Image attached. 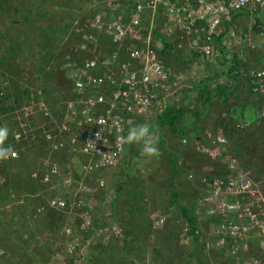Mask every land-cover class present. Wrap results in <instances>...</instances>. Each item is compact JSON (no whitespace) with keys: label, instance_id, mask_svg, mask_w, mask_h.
I'll return each mask as SVG.
<instances>
[{"label":"built area","instance_id":"1","mask_svg":"<svg viewBox=\"0 0 264 264\" xmlns=\"http://www.w3.org/2000/svg\"><path fill=\"white\" fill-rule=\"evenodd\" d=\"M254 10L264 12V0H107L105 9L83 20L76 32L83 41L71 43L72 61L57 68L55 84H47L51 87L48 99L35 101L31 96L11 111L18 120L16 139L48 146L45 170L33 171L32 176L46 184L62 180L66 187L63 196L44 197L48 208L62 209L70 216V224L63 227L70 239L62 244L61 253H71L82 244L79 233L91 226L90 203L106 186V171L125 153L128 127L142 118L157 120L167 105H178L182 96L178 94L204 77L206 69L201 64L215 74L228 73L232 45L242 43L248 62L243 73L248 75L251 90L263 93L264 24L260 31L231 32L236 17L252 16ZM155 32L171 39L168 51ZM73 35L76 39L77 34ZM195 50L199 69L194 73L184 60L192 58ZM224 141L217 134L212 148L199 147L218 157L224 153L217 145ZM52 153L77 158L79 176H62ZM10 155L16 156L15 150ZM222 161L225 174L200 176L198 207L205 217L214 219L211 236L226 256V264H264L261 180L236 157ZM192 177L187 174L188 179ZM75 216L80 220L77 224ZM165 218L156 219L153 228H161ZM181 234V241L191 238L190 227L184 226Z\"/></svg>","mask_w":264,"mask_h":264},{"label":"rangeland","instance_id":"2","mask_svg":"<svg viewBox=\"0 0 264 264\" xmlns=\"http://www.w3.org/2000/svg\"><path fill=\"white\" fill-rule=\"evenodd\" d=\"M30 1L33 0H0V60L3 59L2 57L9 56L11 58L10 60H13L14 57L18 62L22 61L24 63L23 66L27 69L24 70L21 67L20 70H16L13 74L14 77H18L17 80L20 85L22 81H26L29 72L33 74L36 72V66L41 69L42 65H49L50 68H53H51L49 74L55 77L57 75V68L61 65L62 51L67 50L68 48L65 47L70 45V43L66 45L65 43L73 40V37L67 34L62 37L60 42V29L56 33V38L53 41H45L46 30L49 26L59 28L57 24L62 23L63 25V23H66L64 16L55 22H52L50 18L51 13L60 7L61 1L66 0H44V8L48 9L50 15H45L43 18L42 16L37 17L38 15L33 16V14H28V16H26L27 19H25L23 17V13L25 14L23 7L27 6ZM238 20L239 22H245L244 26H249L246 18L240 17ZM238 24L240 25V23ZM40 25L44 27L40 28ZM238 31H241V29ZM69 33H72V31L69 30ZM56 41L59 45L55 47ZM14 42H16L17 45H15ZM12 45H15L17 49L11 56L9 55V50ZM45 46L47 50L53 53V59L49 64L47 59H44L42 56L44 52H46ZM67 56H69V51ZM184 61H186V66L191 69L192 72L195 73L196 68L199 69V65L195 64L197 60L195 61L194 59V61L189 62V59H185ZM200 67L206 69V72L209 70L206 64H201ZM0 74L2 78L5 75L1 64ZM212 75H210V77L208 76L210 80L207 86L211 89V96L208 102L203 101L204 95L200 98L198 97L195 86L188 87L184 92L182 91V93L178 94V96L182 94L179 102L183 103L184 107L190 108V111L183 114L182 126L191 131L187 135L188 137H185V141L180 139L182 144L177 146V138L173 139L174 135L170 134L166 129L162 131L160 125L158 124V126L153 120L148 124L151 125V130L155 133V137L158 140V154L148 156L143 153V142L131 143V147L134 149L131 150L132 153L127 150L126 156L124 157L125 161H123L125 163L127 162L128 171H121L118 177L119 183L117 185L121 184L120 186L122 189L120 190V194L123 195L118 201L122 203L125 198L129 196L128 187H123L126 173L128 180L130 179L129 176H132L131 181L134 180L135 175L145 180V183L140 185V189H142L141 192L146 193L145 198L147 202L145 201V204L140 203V208L134 211V214L131 216L128 215L127 211L117 205H113L106 201L97 202L93 201V199L91 202L93 208L97 207V209L101 211L100 208L103 207V213L107 218V224L102 230V234H100L101 231L98 232L99 234H94L93 237L96 236V238L91 246L86 244L83 247L82 245V247L77 248L74 252L60 255L58 250L61 248L62 244L59 245L58 242H55L52 244L50 251L45 250L42 246H44L43 244H46L48 240H43L47 236L53 235L55 229L52 228L49 230V227H46V224L49 222L46 223L43 219L49 218L48 216L53 213L50 210L36 213L33 208L34 204L30 202L31 200L33 201L34 198L30 200V197H27L18 202L17 198L14 199L15 201H9L10 196L2 198L1 194L3 192L1 193L2 189L0 188V264H92L97 257H100L98 255H100L102 251L104 253L102 258H105L107 261V256L109 257L108 252H112V250L115 256L114 260H134L135 264H138V262H141V264H166V256L169 255L172 264H226V256L216 247L211 236L210 230L212 227V220L205 217L198 207V192L195 191L196 188H190L184 183L186 182L184 179L186 178L185 176L191 173L189 170L186 171L185 166L189 167L193 165V162L190 161L191 159H199L198 161L203 163L204 161H202L200 157H204L199 155V146L210 143L207 147L212 148L214 128L217 127L219 131H222L225 127L228 136L231 134L229 138H224L225 141L231 147L240 148L243 151L242 160L248 162V167L254 177L261 180L259 181V186L264 193V98L261 99L259 94L257 95L255 92H253V94L248 92L246 86H235L232 92H228L227 98L224 100L223 96L217 91H214L216 82L218 81H214ZM19 76L21 78H19ZM223 78L224 80L219 83L232 84L231 78ZM3 81L5 82V80ZM50 84H53V82L50 81ZM189 89L190 91H187ZM262 91L263 93L260 94L264 96V89ZM4 103L7 104L8 100H6V102L4 101ZM194 110L199 111V116L186 118L187 113H191V111ZM253 111L256 113H253ZM242 113L245 114V119L242 118ZM227 117H229V120L226 121L225 118ZM1 122H3L7 128L9 123L11 127H13V118H10V121L5 118L2 119ZM200 125L203 126V130L200 131V135H195V130L198 129ZM234 125L240 129L239 133H236L234 129L231 131L229 126ZM229 130L231 133H228ZM203 135L205 137H203ZM204 138H206V140L208 138L211 140L208 139V142L205 143L206 140L204 141ZM40 144H42V147L46 151L48 150L47 144L38 141L37 145L39 146ZM182 145L186 146L181 149ZM217 148L221 151V146L219 144ZM185 150H187V153H181ZM42 154L43 153H41L40 156ZM130 154H134L136 157L131 160ZM169 155L171 156L169 157ZM67 156L69 158L64 161L54 153L51 154L52 159H56L60 165L64 164L65 168L63 169L64 172L61 173L62 176L67 175L75 177L79 173L75 158L70 154L65 155V158ZM224 156V160H227V158L231 156L230 152H225ZM178 158H182L181 161L178 160ZM171 159L177 165L179 162V171L175 176L180 186V188L177 189L178 202L188 206L191 205V210L197 218V232H195L197 240H193V236H191V238L181 241V233L183 232L184 226L188 224L187 221L182 217L178 208L171 207L170 205L166 209L162 207L167 204L169 197L168 189L170 188L171 182L168 180V176L172 171L169 162ZM29 163H31V161H29ZM205 165L208 168L213 166L210 163H205ZM45 168L44 165L40 164V170H44ZM149 172H151L150 176ZM5 176L4 174V177ZM105 176V191L108 198H111V190L114 189L110 186L112 170L110 169L107 171ZM3 180V177L0 176V183H4L5 181L3 182ZM9 180L10 177L8 176L7 181L10 182ZM186 180L188 181L189 179L186 178ZM137 183L135 182V184ZM53 184L55 185L52 189L54 192L56 191L57 193L58 191H62L59 183L57 185V183L53 181ZM137 188H139V186H137ZM63 190H66V187H63ZM189 190H191V192H189ZM13 195L16 196L14 193ZM103 205H105V208ZM116 214L124 216L122 218L125 219V229L132 234L134 237L133 241H130V236L125 235L120 226L116 223L114 218ZM161 215H165L166 218L162 227L158 228L159 231L146 234L144 231V223L139 224L141 218L147 219V223L153 228V222ZM53 221L55 222V220L51 222L53 223ZM214 223L213 221V224ZM51 227H53V225H51ZM61 231L62 230H60V232ZM123 239L126 241L123 242ZM31 248L33 250L29 251ZM155 250H157L159 254H157ZM80 254L86 255V257L88 256L86 258V263L78 257ZM198 261L200 263H198Z\"/></svg>","mask_w":264,"mask_h":264},{"label":"trees","instance_id":"3","mask_svg":"<svg viewBox=\"0 0 264 264\" xmlns=\"http://www.w3.org/2000/svg\"><path fill=\"white\" fill-rule=\"evenodd\" d=\"M5 1V0H2ZM75 1V2H73ZM44 0H33L30 1L28 3L27 6L23 7L25 14L23 13V17L25 19H27L26 16H28V14H33V16L38 15L42 16L44 18L45 15H50V12L48 11V9L44 8ZM47 4V3H46ZM71 8H70V7ZM61 7V8H60ZM60 7L57 10H54L51 15L50 18L52 20V22H55L57 20H59V18H62V16H64V18L66 19V23H62L61 24H57L59 26V28L56 27H51L49 26L46 30V35H45V41L48 42L49 41H53L56 38V33L61 29V36H60V42L62 37L66 36L67 34L71 37H73V40L65 43L69 44V46L65 47L68 48L67 50H63L62 51V62L65 61H72V58L67 56L68 51L70 52V46L71 43H75L78 42L80 43L81 41H83V38L81 37V33L77 32V28L80 27L83 23V20H85L86 17L88 16H92L94 13L98 12L101 9H105L107 7V0H66V1H61L60 3ZM252 18L254 19V23L252 22V25L250 26H244V25H239V28L241 29V35L247 33L250 28L255 30V31H260V27L264 24V12H261L260 14H258V12L256 13V10L252 11ZM255 14V16H253ZM54 15V16H53ZM52 16V17H51ZM236 16V15H235ZM251 16V15H250ZM49 18V20H50ZM241 23V22H240ZM40 28H43L44 26L40 25ZM228 29V26H224L223 31L220 34V37L222 36L223 38H226V31ZM69 30L72 31V33H69ZM73 34H77L76 39H74V35ZM155 35L157 36V38H159L161 40L162 45L164 46V49L168 51V48H171L172 42L170 38H167L166 36H164L163 34H160L159 32H155ZM89 42V40H87ZM64 43V42H63ZM15 45H17L16 42H14ZM12 45L11 49L9 50V55H13L16 51V46ZM58 42L56 41L55 47L58 46ZM226 46V44L224 45ZM46 48V52H44V54L42 55L44 59H47L48 64L52 61L53 59V53L49 50H47ZM226 49V48H225ZM232 57L230 59L231 64L229 65L230 69H229V73H227L229 76V78H231L232 80V84H227V83H219L216 82L215 85V89L214 91H217L221 96H223L224 100L225 98H227L228 92H232L233 89L235 88V86H246V89L248 92L252 93L251 91V82L248 78V75H244L243 71L247 70V65L248 62L246 59V51L244 50V48L242 47V43H238L235 45H232ZM2 53V51H1ZM198 56L197 51L195 50V52H193L192 58L189 59V62L194 61V59H196ZM3 59L0 60V64L2 66V70L3 73H5L4 77H1L0 74V126H5V124H2L3 122L2 119H9L8 112L11 113V111L18 107L20 104L23 103L24 100H27L28 98H30L31 96L33 97V100H38V99H48L47 97L49 96V93H51V87L44 85L48 80L51 81V76L53 77V75L49 74L51 71V68L49 67V65H42L41 69L37 68L36 66V72H34V74L32 72H29L26 78V81H22V84L20 85L18 83V77H14V73L17 70H20L21 67L26 70L27 68H25L24 63L22 61L16 60L13 57V60H10L11 58L8 57H2ZM227 59H223V61H226ZM47 63V62H46ZM56 66V65H55ZM53 69V68H52ZM208 72L203 73L202 75L204 77H202L199 81L197 85H194L197 89V95L198 97H203V101L208 102V100L210 99L211 96V89L208 88L207 83L210 80L208 78V76L210 77V75H212L213 80H215V77L217 75H220V73H216L217 75H215L214 71L210 70V68H208ZM232 70H234V72H232ZM38 74V75H37ZM222 74V73H221ZM226 74V75H227ZM12 75V76H10ZM34 75V76H33ZM200 77L202 76L201 74H199ZM10 76V77H9ZM207 76V77H206ZM19 78H21L19 76ZM5 80V82L3 81ZM42 84H40V83ZM241 82V83H240ZM41 89L40 93H36V89L37 88ZM185 91V90H184ZM183 91V92H184ZM187 91H190L187 90ZM259 94V97L261 99L264 98V96H261L260 93H257V95ZM186 97V96H185ZM6 100H8L9 102L7 104L4 103V101L6 102ZM181 100V99H180ZM263 106H264V101H263ZM187 111H190V108L184 107L183 103H178V105L176 104H169L166 106V108L164 109V111L158 115L157 117V125L159 124L161 127V130L164 131L165 129L168 130V132L172 135H174L173 139L178 140V144L177 146H179V144H182L180 142V139H185V137H188L187 135L190 133V129H185L182 126V118H183V114L186 113ZM253 113H256L255 111H253ZM192 116H199V111L198 110H194L191 111V113H187V117H192ZM242 118L245 119V114H241ZM229 117L225 118V120H229ZM264 118V117H263ZM255 119V118H254ZM10 121V119H9ZM10 125V123H9ZM158 125V126H159ZM231 128V131H234L236 133L240 132V129L237 126H229ZM203 130V126H198V129L195 130V135H200V131ZM213 135L212 138L215 137L217 134H220L221 136H223L224 138H229V135L227 134V130L224 127L222 129V131H219L217 129V127L214 128L213 130ZM230 131V130H229ZM228 133H231V131ZM35 132L37 133V130H35ZM10 134V130L8 129V134ZM203 137H205L203 135ZM202 138V137H201ZM209 139V138H208ZM208 139L206 140V138H204L205 143L208 142ZM211 140V139H209ZM210 143L208 144H203L205 146H208ZM29 142L28 141H24L23 143H15V147L18 149V155L15 158H10L6 161H0V176L3 177V182L4 183H0V188L2 189L1 191V196L3 197H9L12 193V191H16L15 187L13 186V180L17 179L19 180L22 175L20 173H23L25 175H29L32 169H37L39 168V166H36L37 162H33L32 165L27 166L28 163H23V161H27V151H29ZM38 146V145H37ZM186 145H182L181 149H183ZM221 146V151L222 154L225 152H230V157H236L237 159H239V162L242 164V166L249 168L248 167V162L247 161H243L242 160V150L240 148H235V147H231L230 145H228V143L226 141L220 143ZM39 153H43L46 154L47 151L42 147V144H40L39 146ZM225 151V152H224ZM198 152V151H197ZM181 153L185 154L187 153V150L182 151ZM180 154V152H179ZM199 155L203 156L204 158L200 157L202 161H204L203 163H200L198 160L199 159H195V160H190L191 162H193V165L186 167V170L191 171V174L193 175L192 179H189L188 181L186 180L187 175L185 176L186 178L184 182L186 186L193 188L194 189L199 185V178L202 174H207V175H211V174H225V166L223 165V161L224 160V155H219L218 157H210V155L207 153H205L204 151L199 149ZM171 155H169L170 157ZM170 165L172 167V171L171 174L168 176V180L171 182L170 184V188L168 189V202L167 204L163 205L162 207L164 209H166L169 205L171 207H176L179 209L180 213L182 214V217L185 218V220L188 223V226L190 227V234L193 236V240H197L195 232H197V218L196 216L193 214L192 206L191 205H185V204H181L179 203L177 197H178V192L177 189L180 188L179 183L177 182V180L175 179V176L178 174L179 168L174 161H172V159L169 161ZM205 163H210L212 164L213 168L212 170H210V172L208 170L205 169V167H207L205 165ZM247 164V165H246ZM26 169V170H25ZM185 169V168H183ZM258 170H261L259 168H257ZM13 172V173H12ZM4 174L6 175L4 177ZM21 177H20V176ZM8 176L10 177V182L7 181ZM23 178V177H22ZM22 178L20 179V182H24L22 180ZM256 179H259L257 177H255ZM188 179V178H187ZM7 181V182H6ZM161 181V180H160ZM134 182V181H133ZM126 183H131V186H128V194L129 196L125 198V200L120 203L118 200L119 198H122L123 195L120 194V187L119 185H115L114 186V195L113 198H111L110 203L113 205H117L118 207H121L122 209H124L125 211L128 212V215H133L134 211H136L137 209H139V204L143 203L145 204V201L147 202L145 195V192H141L142 189H140V185H143L145 183V181L141 178L139 179V183L135 184L132 183V181L126 182ZM33 187H27L25 186V189L30 191V192H36L38 189H36L37 186V182H32ZM137 186H139V188H137ZM198 189L196 188L195 191H197ZM189 192H191V190H189ZM140 195V197H139ZM96 197V201H100L103 199V194L102 192H97V194L95 195ZM139 197V198H138ZM12 198H9V201H11ZM34 208V207H33ZM93 208V207H92ZM91 208L90 212L92 211V221H91V228L87 229V230H83L80 231L79 234H81V241H85L86 237H88L91 233L94 232V230L96 229H103L106 224H107V218H104L103 216V207H101V211H99V209H97V207H94L93 209ZM105 208V206H104ZM143 208V207H142ZM52 211V215L48 216L49 218H44L43 220L48 224H46L45 226L50 230V229H55V233L53 235L47 236L43 241L48 240V242L46 244H43L44 246H42L43 248H45V250L50 251V248H52V244L55 242H58L59 245L63 244L64 242L68 241L70 239V237H68L67 235L63 234V232H60V230L63 227V222H65L66 220V213L64 211L61 210H56V209H51ZM96 211L97 216L94 215L93 211ZM114 211V209H113ZM122 215H118L116 214V216L114 215L115 221L116 223L120 226V228L122 229V231L125 233V235L130 236V241H133L134 237L132 236V234L125 229V219H123ZM74 218L76 219V224L80 222V220L78 219L77 216H75ZM52 220H55V222L53 221V223L51 222ZM214 220V219H213ZM212 220V221H213ZM147 219H142L139 222V224H143L144 223V231L145 233L149 234L152 233L153 231H159L158 229H154L151 227V225H149V223H147ZM51 225H53V227H51ZM57 228V230H56ZM75 229V227H74ZM179 232V230H178ZM86 235V236H85ZM175 235V234H172ZM126 241L125 239H123V242ZM129 241V242H130ZM94 243V241H89L87 244L88 246H91ZM137 244V243H135ZM34 248V247H33ZM78 248V247H77ZM76 248V249H77ZM75 249V250H76ZM33 249L31 248L29 251H32ZM155 252L157 254L158 251L155 250ZM170 252V251H169ZM40 253V252H39ZM109 257L107 256V261L105 260V258H102V256H104L103 251L100 252V257H97L96 260H94V262L92 264H135L134 260H130V261H117L114 260V254H113V250L112 252L109 251L108 252ZM75 255V253H74ZM78 257L82 260H84V262L86 263L87 261V257L86 255H78ZM167 261L166 264H172L171 262V257L166 256ZM198 263H200L198 261ZM138 264H141V262H138Z\"/></svg>","mask_w":264,"mask_h":264},{"label":"clouds","instance_id":"4","mask_svg":"<svg viewBox=\"0 0 264 264\" xmlns=\"http://www.w3.org/2000/svg\"><path fill=\"white\" fill-rule=\"evenodd\" d=\"M56 77H57V75L55 77H52V79H51V82H53V84H55ZM47 84H50V81L49 80L44 85H47ZM36 90H41V89L38 87ZM255 93H258V92H255ZM27 100H24L23 103H26ZM22 104H20V105H22ZM8 115H10L9 116V119L10 118H13V127H11V125H8V128L6 126H0V161H6V160H8L10 158L17 157V155H18V149L14 146L15 143L16 142L17 143H23L24 141H26L24 138L16 139L14 137L15 132H18L19 131L18 120L15 117V115H13V113L8 112ZM36 118L38 119V117H36ZM2 124H4V123H2ZM8 129L10 130V134L9 135H7L8 134ZM126 139H127V141L129 143H133V142H136V143L143 142V144H144L143 153L146 154V155H148V156L157 155L158 152H159V148L157 146L158 145V140L155 137V133L151 130V125L148 124V123H144V124H141V125H138V126H133V127L129 128ZM29 144H30L29 145V151H27V154L28 155L26 156L27 157V161H23V163H25V162L28 163L27 166H26V167H28V166L32 165L33 162H37L36 163V166L38 165L39 168L32 169L29 175H25L23 173H20V174H22V177H23L22 180L24 182L21 183L20 180H17V179L13 180V186L15 187L16 191H12L10 197L12 198V201H15L14 199L17 198V202L20 201V200H22V199H26L27 197L28 198L30 197L29 198L30 200L34 198L35 201L34 200L33 201L31 200L30 202H32L34 204V210H35L36 213L42 212V211L44 212L46 210L52 211L50 208H48L44 204V197L47 194L49 196H51V195H62L63 196L65 190H63V187L64 186L62 184V180H58V181H54L53 180L54 182L57 183V185L59 183V186H61V188H62V191H60V192L58 191L56 193V191L54 192V190H52L53 187L55 186L53 184V182H48L47 184L46 183H42V182L39 181V179L37 177H33L32 176V172L33 171H37V172L40 173V172H43L45 170V169L44 170H40V164H42V165L45 166L44 160L46 159V157H45L46 154H42L40 156L41 153H39V147L37 146V144H34L33 142H29ZM30 148H32V149L30 150ZM14 150L16 152V156H11L10 153L12 151H14ZM60 158H62L64 161H65V159H68V158H65L64 156L63 157H60ZM73 158H75V157H73ZM54 160H56V159H54ZM76 160H77V158H75V161ZM29 161H31V163H29ZM57 163L59 165L60 172L63 173L64 172L63 169L65 168L64 167V164L63 165H60L58 161H57ZM76 174H77V172H76ZM78 176H79V173L75 177H78ZM75 177H73V178H75ZM104 177H105V180H106V176L105 175H104ZM32 182H37L36 189L39 188V190H37L36 192H30V191H28V190L25 189V186H27V187H33ZM105 183H106V181H105ZM56 187H58V186H56ZM103 189H105V187ZM44 191H45V193H44ZM101 192H103V190ZM13 193L16 196H14ZM95 199H96V197L94 198V200ZM17 204H19V203H17ZM39 207H41L42 209L41 210H38ZM91 207H92V205L90 203V210H91ZM52 209H54V208H52ZM56 210L63 211L62 209H56ZM90 214H92V211L90 212ZM66 215L67 216H66L65 223L63 224V227L65 225L70 224V220H69L70 219V216H68L67 213H66ZM91 218H92V216H91ZM91 221H92V219H91ZM63 227L61 229L62 230L61 232H63ZM89 228H91V227H88L87 229H89ZM87 229H84V230H87ZM100 230H102V229H100ZM100 230L99 229H96V230H94L93 233H91L88 237H86V238H89L88 242L89 241H94L95 242L96 236L95 237H93V236H94L95 233L99 234L98 232ZM88 242H86L84 244L83 241H81L82 244L80 246H78V248L82 247V245L84 247ZM58 251H59L58 253L60 255H63V253L60 252L61 251V248Z\"/></svg>","mask_w":264,"mask_h":264},{"label":"crops","instance_id":"5","mask_svg":"<svg viewBox=\"0 0 264 264\" xmlns=\"http://www.w3.org/2000/svg\"><path fill=\"white\" fill-rule=\"evenodd\" d=\"M240 17H244V18H246V20H247V22H248V24H251L252 23V21H253V18H252V16H250L249 14H244V15H239L238 17H236L235 18V25L234 26H231V32H235L236 30L238 31V30H240V28H239V26H238V23H240L239 22V18ZM244 23L245 22H241L240 24L241 25H244ZM227 73V72H226ZM226 73H223V74H221V75H217V74H215V75H217L216 77H217V79H216V77H215V80L214 81H216V80H219V81H223L224 80V78L223 77H228L229 75L227 74L226 75ZM228 73H229V70H228ZM223 83V82H222ZM227 84H230V83H227ZM152 121V119L151 118H149V119H147V118H142V119H140V120H138L137 122H135V123H133V124H131L129 127H128V129H127V132L126 133H128V130H129V128H131V127H133V126H138V125H141V124H144V123H150ZM154 122H156L157 120H153ZM132 149H134L133 147H131V143H129L128 141H127V146H126V151H125V153L123 154V156L120 158V160H119V162H118V164L112 169V178H111V183H110V186H112V188H114V186L115 185H117L118 183H119V179H118V177H119V175L121 174V171H124V172H126V171H128V164H126L125 162H123V161H125V159H124V157L126 156V153H127V150L130 152V153H132ZM134 157H136L134 154H130V159L132 160ZM128 159V158H127ZM181 159L182 158H178V160H180L181 161ZM129 160V159H128ZM178 165H179V162H178ZM151 167V166H150ZM119 168V169H118ZM151 170V169H150ZM187 171V170H186ZM150 174H151V172H149V176H150ZM148 175V174H147ZM131 177L132 176H129V180H128V178H127V175H126V173H125V182L123 183V187H128V186H130V183H126V182H129V181H131ZM145 177V176H144ZM139 179H141V177L139 178L138 177V175L136 176L135 175V177H134V180H132V183H134V182H139ZM134 181V182H133ZM145 181V180H144ZM158 181V180H157ZM120 186V185H119ZM122 188L120 187V190H121ZM112 192V197L111 198H113V196H115L114 195V189H112L111 190ZM102 194H103V199L102 200H100L101 202L103 201V202H108V203H110V200H111V198H108V195H107V193H106V191H105V189H103V192H102ZM94 201H96V199L94 200ZM97 202H99V201H97ZM95 205V204H94ZM103 206H105V205H103ZM94 215L95 216H97V214H96V211H94ZM103 216H104V218H106V216L103 214Z\"/></svg>","mask_w":264,"mask_h":264}]
</instances>
